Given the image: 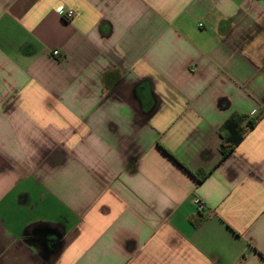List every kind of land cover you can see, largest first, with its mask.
Wrapping results in <instances>:
<instances>
[{
	"label": "crops",
	"instance_id": "0c3cea01",
	"mask_svg": "<svg viewBox=\"0 0 264 264\" xmlns=\"http://www.w3.org/2000/svg\"><path fill=\"white\" fill-rule=\"evenodd\" d=\"M0 264H264V0H0Z\"/></svg>",
	"mask_w": 264,
	"mask_h": 264
},
{
	"label": "trees",
	"instance_id": "16d2710c",
	"mask_svg": "<svg viewBox=\"0 0 264 264\" xmlns=\"http://www.w3.org/2000/svg\"><path fill=\"white\" fill-rule=\"evenodd\" d=\"M247 122L246 118L241 115H233L229 118L221 128L222 145L221 153L222 157L229 155L235 150V148L244 140L248 130L245 129L244 124ZM249 130L254 128L255 122L248 121ZM199 180H203L206 177L204 172L196 174Z\"/></svg>",
	"mask_w": 264,
	"mask_h": 264
},
{
	"label": "built area",
	"instance_id": "2783aa9c",
	"mask_svg": "<svg viewBox=\"0 0 264 264\" xmlns=\"http://www.w3.org/2000/svg\"><path fill=\"white\" fill-rule=\"evenodd\" d=\"M59 15L64 19H71L74 16V11L66 8H61L58 11ZM201 26V25H200ZM56 56L59 55L58 52L54 53ZM249 128V123L247 122V129ZM194 204L196 205L199 212H203L206 206L198 198L194 199Z\"/></svg>",
	"mask_w": 264,
	"mask_h": 264
}]
</instances>
